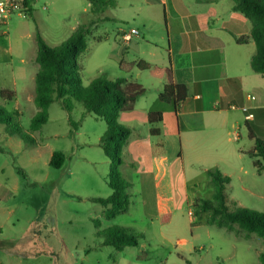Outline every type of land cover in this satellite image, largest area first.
Listing matches in <instances>:
<instances>
[{
    "label": "rangeland",
    "instance_id": "obj_1",
    "mask_svg": "<svg viewBox=\"0 0 264 264\" xmlns=\"http://www.w3.org/2000/svg\"><path fill=\"white\" fill-rule=\"evenodd\" d=\"M127 1L94 11L87 0H35L32 17L14 15L0 26V264H262L261 238L236 225L232 230L210 226L209 212L200 213L198 207V200L212 199L214 188L205 171L210 168L229 174L230 211L264 213V175L248 156L249 140L237 145L248 152L241 160H228L229 144L218 133L202 142L206 143L202 156L209 163L172 162L174 209L170 221L162 224L146 215L135 187L128 190V212L114 221L106 220L103 207L88 199L111 194L107 186L111 162L96 144L106 123L92 114L82 118L80 103L70 114L60 102L51 104L47 123L39 131L30 130V121L40 110L33 103L34 77L40 69L35 63L36 31L54 48L79 27L89 30L87 50L77 60L84 86L94 79L136 82L133 40L128 44L122 40L136 27ZM261 79L264 82V76ZM151 81L139 80L145 86ZM142 103L141 107L153 108L155 91ZM135 129L140 137L146 136L143 126ZM53 152L64 154L60 169L50 166ZM212 153L224 157L214 159ZM130 164L135 170L137 164ZM111 226L141 234L139 246L117 251L105 245L99 233Z\"/></svg>",
    "mask_w": 264,
    "mask_h": 264
},
{
    "label": "crops",
    "instance_id": "obj_2",
    "mask_svg": "<svg viewBox=\"0 0 264 264\" xmlns=\"http://www.w3.org/2000/svg\"><path fill=\"white\" fill-rule=\"evenodd\" d=\"M127 4L133 10L137 27L131 30H137L138 34L125 41L130 30L122 35V40L124 44L133 40L136 67L145 62L150 68L134 70L135 83L145 88L146 93L131 112L119 117V122L132 130L123 149L126 154L124 173L131 187L136 188L133 191L139 195L144 212L148 209L150 219L158 220L162 215H172L174 209L170 164L175 160H180L184 166L209 163V158L202 156L206 136L224 135L229 144L228 160H241L246 156L248 152L237 147L242 140H249L252 143L249 151L254 150L247 123L256 127L264 140V82L261 79L264 75L251 69L250 61L256 51L251 37L252 25L235 9L234 0H128ZM140 79L153 81L145 86ZM169 83L186 87L187 96L177 107L158 99ZM153 91L157 103L153 108L141 107ZM243 106L248 107L253 119H246L240 109ZM151 112H161L163 121L150 124ZM136 125L143 126L145 140L137 134ZM152 129L159 130L160 135H153ZM159 140L165 144V155L152 157L151 147ZM217 155L209 156L220 160L224 157L221 153V157ZM132 162L137 164L135 170L129 166ZM205 171L208 176L213 172L210 168ZM223 175L229 177L227 173ZM209 181L212 183L210 176ZM244 190L249 192L248 188ZM91 198L98 197H88Z\"/></svg>",
    "mask_w": 264,
    "mask_h": 264
},
{
    "label": "trees",
    "instance_id": "obj_3",
    "mask_svg": "<svg viewBox=\"0 0 264 264\" xmlns=\"http://www.w3.org/2000/svg\"><path fill=\"white\" fill-rule=\"evenodd\" d=\"M94 11L102 10L106 7H115L116 0H87ZM235 9L243 14L252 25L251 37L255 43V54L250 61L251 69L258 74L264 75V0H234ZM28 7V15L32 17L34 9L32 0H25ZM89 30L79 27L75 30L66 42L58 47H48L38 31L35 39L37 42V54L35 63L39 66V71L35 75V97L34 102L40 109L30 121V130L39 131L48 121V109L51 104L60 102L62 108L69 114L75 108L76 103H80L84 112L82 118L87 114H92L95 118L106 123V130L100 139V147L104 155L110 160L111 167L107 178V185L111 194L106 198H91L90 200L103 207V217L106 220H113L117 216L126 214L129 210L128 189L131 187L124 171L119 170L125 165L123 159V149L132 134V130L123 125H119V117L122 113L131 112L137 101L145 95L146 89L137 83L128 81L125 78L116 81L94 79L87 86L82 83L78 58L87 50L86 36ZM240 41V40H239ZM139 70H148L149 64L140 62L137 64ZM170 73V71H167ZM6 92L3 91L2 94ZM187 90L184 85L169 83L166 84L159 94L161 103H172L175 107L185 100ZM150 124L161 123L163 121L161 112H151L148 115ZM249 138L254 140V150L248 153L253 159V165L260 174L264 172V140L258 129L249 123L246 124ZM11 133V131H8ZM155 136L160 135V131L152 129ZM165 144L162 141L151 147L152 157H162L165 155ZM65 161L62 152H54L50 166L60 169ZM130 167L133 165H129ZM214 192L211 200H201L199 212H209L208 224L217 228L232 230L233 226L246 232L254 234L264 242V213L249 212L236 208L229 210L227 205L228 195L226 186L230 178L216 170L210 172ZM197 207V208H198ZM196 208V206H195ZM146 215L152 217L148 209ZM159 222L166 224L170 221V215H162ZM99 224V221H97ZM104 244L114 247L117 251H123L126 247H136L140 244L141 234H136L132 229L111 226L104 232ZM264 264V254L260 256Z\"/></svg>",
    "mask_w": 264,
    "mask_h": 264
},
{
    "label": "built area",
    "instance_id": "obj_4",
    "mask_svg": "<svg viewBox=\"0 0 264 264\" xmlns=\"http://www.w3.org/2000/svg\"><path fill=\"white\" fill-rule=\"evenodd\" d=\"M28 7L25 5V0H0V26L8 24V20L14 15H28ZM138 31L132 29L130 34L125 35V41H129L133 35H137ZM253 99V98H252ZM245 114L247 120L253 119V114L249 113L248 107L240 108Z\"/></svg>",
    "mask_w": 264,
    "mask_h": 264
}]
</instances>
